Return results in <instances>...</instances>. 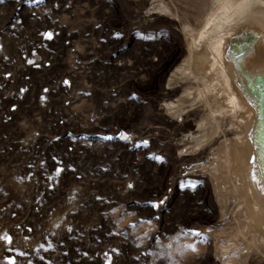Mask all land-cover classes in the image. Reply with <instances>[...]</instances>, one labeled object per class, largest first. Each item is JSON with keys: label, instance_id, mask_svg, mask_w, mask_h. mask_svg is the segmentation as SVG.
Listing matches in <instances>:
<instances>
[{"label": "rangeland", "instance_id": "1", "mask_svg": "<svg viewBox=\"0 0 264 264\" xmlns=\"http://www.w3.org/2000/svg\"><path fill=\"white\" fill-rule=\"evenodd\" d=\"M157 1L0 0V264H264L237 254L211 146L186 155L207 107L168 111L197 86L167 88L183 26L198 38L219 3Z\"/></svg>", "mask_w": 264, "mask_h": 264}, {"label": "bare ground", "instance_id": "2", "mask_svg": "<svg viewBox=\"0 0 264 264\" xmlns=\"http://www.w3.org/2000/svg\"><path fill=\"white\" fill-rule=\"evenodd\" d=\"M215 1L219 3L218 9L198 38L193 27L184 24L188 57L172 71L167 84L168 89L182 82H194L197 86L189 88L177 101L166 103L177 119L198 100L207 107L208 115L195 126L198 130L186 134L192 143L186 155L211 146V160L203 170L220 206H234L231 215L239 226L235 225L238 230L231 232V238L239 245L237 254L249 250L263 254L264 0ZM153 7L160 15L176 17L162 0ZM208 84L216 92L212 98ZM223 118L228 119L231 137L224 136L215 145L223 134ZM215 255L221 264L230 263L231 257L219 250Z\"/></svg>", "mask_w": 264, "mask_h": 264}, {"label": "snow or ice", "instance_id": "3", "mask_svg": "<svg viewBox=\"0 0 264 264\" xmlns=\"http://www.w3.org/2000/svg\"><path fill=\"white\" fill-rule=\"evenodd\" d=\"M48 38H51L50 34H49ZM108 139H110V137ZM262 191H264V188H262ZM185 235H196V236H199L200 234L198 232H194V233H185ZM9 242H10V240H9ZM188 247L191 248L193 251H195L194 246L189 245Z\"/></svg>", "mask_w": 264, "mask_h": 264}]
</instances>
